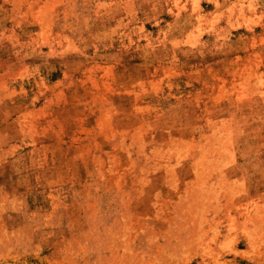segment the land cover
<instances>
[{
    "label": "rangeland",
    "instance_id": "1",
    "mask_svg": "<svg viewBox=\"0 0 264 264\" xmlns=\"http://www.w3.org/2000/svg\"><path fill=\"white\" fill-rule=\"evenodd\" d=\"M0 264H264V0H0Z\"/></svg>",
    "mask_w": 264,
    "mask_h": 264
}]
</instances>
